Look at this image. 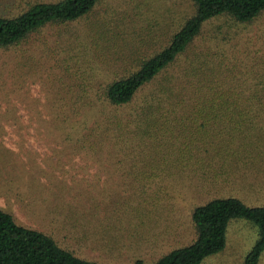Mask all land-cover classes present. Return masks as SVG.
Here are the masks:
<instances>
[{
    "label": "rangeland",
    "instance_id": "rangeland-1",
    "mask_svg": "<svg viewBox=\"0 0 264 264\" xmlns=\"http://www.w3.org/2000/svg\"><path fill=\"white\" fill-rule=\"evenodd\" d=\"M37 1L58 0H0V16L19 14ZM192 11L191 0H99L76 21L43 27L0 48L1 209L82 257L104 264L136 259L153 264L194 239V207L219 196L236 197L249 206L264 203V112L248 121L256 134L237 160H226L218 180L198 183L192 172L190 182L177 178L174 187L158 193L159 178L144 196L128 188L133 172H145L135 158L141 157V149L131 156V144L110 139L111 131L98 128L89 133L88 142L95 136L107 143L101 151L95 149L101 143L83 149L74 140L77 133L82 140V129L62 122L75 111L91 114L92 101L117 70L133 69L146 48H158L159 40ZM209 24L203 33L212 30ZM252 24L234 40L227 58L230 63L239 60L240 80L233 85L241 83V89L234 96L248 116L254 115L251 110L261 112L258 101H264V15ZM208 37L197 40V53L211 44ZM182 59L190 65L199 60L191 50ZM224 82L232 85L231 79ZM142 152L157 154L152 147ZM255 239L251 224L232 220L223 250L200 264H242ZM259 264H264V250Z\"/></svg>",
    "mask_w": 264,
    "mask_h": 264
},
{
    "label": "trees",
    "instance_id": "trees-1",
    "mask_svg": "<svg viewBox=\"0 0 264 264\" xmlns=\"http://www.w3.org/2000/svg\"><path fill=\"white\" fill-rule=\"evenodd\" d=\"M98 1H37L19 14L0 16V48L18 44L43 27L76 21ZM191 1L192 13L165 40H159L158 48L156 45L146 48L147 53L133 69L117 70L116 76L92 101L91 114L83 111L80 115L75 111L76 115L62 120L67 126L82 129V140L80 133L74 140L82 143L83 149L86 144L101 143L95 148L101 151L107 143V139L97 140L95 136L88 142L89 133L94 134L97 128L111 131L110 139L116 137L119 142L131 144L127 150L131 156L141 149V157L135 158L145 166V172H133L130 180L133 186L128 187L139 191L140 196L159 178L162 180L157 184L158 193L174 187L177 178L186 177L190 182L192 172L198 183L218 180L227 167L226 160H237L241 148L249 147L247 143L256 134L247 126L248 121L264 112L261 100L258 104L262 111L251 110L254 115L248 116L246 108L235 99L234 94L241 89V83L233 85L240 80L239 60L230 63L227 59L237 36L263 17L264 0ZM221 18L223 21L219 22ZM209 23L212 30L203 33ZM147 36L154 38L151 33ZM206 36L211 44L197 53L201 47L197 40ZM190 50L198 56L196 64L182 62ZM176 67L180 69L169 71ZM225 79H231L232 85L226 87ZM260 140H264L263 132ZM151 147L157 154L144 155L142 150ZM223 155L226 159H215ZM191 219L194 239L171 249L153 264H200L207 256L223 250L227 226L235 219L246 220L256 230V239L242 264H259L264 250V203L249 206L236 197H214L194 207ZM0 264L104 263L76 254L60 245L51 234L20 224L11 213L0 208ZM132 264L143 262L136 259Z\"/></svg>",
    "mask_w": 264,
    "mask_h": 264
}]
</instances>
